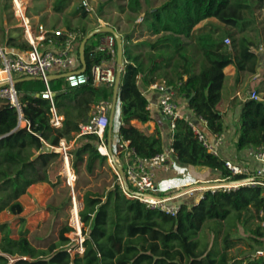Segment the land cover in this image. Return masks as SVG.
Returning <instances> with one entry per match:
<instances>
[{
  "label": "trees",
  "instance_id": "trees-1",
  "mask_svg": "<svg viewBox=\"0 0 264 264\" xmlns=\"http://www.w3.org/2000/svg\"><path fill=\"white\" fill-rule=\"evenodd\" d=\"M69 1L54 0L52 10L62 12ZM147 3L148 0H127L121 6V11L136 15L143 12L142 21L155 38L136 45L147 47L142 53L134 50L129 34L122 36L123 69L115 103L121 118L116 130L118 140L128 141L129 147L142 157H151L165 148L158 130L149 134L132 124L133 120L142 124L153 120L142 85L154 82H164L173 89L175 99L183 98L187 108L206 121L209 134L223 133L224 117L218 106L224 68L233 65L238 74L255 78L242 92L235 147H264V63L257 71L261 43L247 34V30L255 29V11L264 10V0H165L143 11ZM81 14L87 15L84 6ZM212 18L232 30L211 22L199 26ZM67 30L79 32V42L87 33L84 27L67 25ZM106 35L98 33L85 43V74L110 58L106 52L95 50ZM47 38L58 43L64 39L51 32ZM227 38L230 44H226ZM15 40L8 38V45L20 50L31 47ZM79 63L81 68L80 59ZM48 83L54 92V108L62 116L59 127L50 122L49 100L39 95L45 88L41 80L14 83L20 112L7 99L0 98V213L7 211L19 220L16 234L11 223L0 222V264H264L263 257L251 258L249 253L264 246V187L206 190L197 203L181 202L178 213L172 216L127 197L117 174L109 189L101 193L89 189L81 196L82 253H70V239L66 236L72 230L69 224L59 230L56 241L45 248L35 247L28 238L25 218L20 216L24 209L20 197L33 184L51 183L49 172L61 160L55 150L36 154L44 143L57 147L64 139L73 141L67 153L75 174L81 165L88 173L104 165L108 156L98 149V135L75 134L80 125L89 123L93 106L99 102L110 104L113 96V85L96 86L91 78L74 87H69L64 78ZM252 91L258 94L257 99L250 97ZM20 120L25 121L24 126ZM167 123L169 126L168 119ZM170 145L178 165L214 170L222 178L230 175L224 167L225 158L206 152L185 118L175 120ZM240 226L247 234L245 238L236 234ZM240 239L248 248L232 255L230 249ZM8 257L16 259L10 263Z\"/></svg>",
  "mask_w": 264,
  "mask_h": 264
},
{
  "label": "built area",
  "instance_id": "built-area-1",
  "mask_svg": "<svg viewBox=\"0 0 264 264\" xmlns=\"http://www.w3.org/2000/svg\"><path fill=\"white\" fill-rule=\"evenodd\" d=\"M13 11L20 22V26L27 37L30 48L23 53H10L0 46V72L4 77L0 79V98L7 99L11 105L16 107L20 112V104L18 101V93L14 87V79L22 77H41L44 83V90L40 92V96L49 100L51 105L50 122L53 126L61 125L62 116L58 115L53 103L54 92L49 87V80L46 78L49 74L68 73L64 80L69 87H74L85 83L91 78L96 86L114 85L115 74L112 67L106 66L105 62L113 61L116 63L115 39L111 34L105 36L95 50L106 52L110 58L102 61L100 64L92 66L90 74L78 73L79 70V37L80 33L72 30H52L49 31L41 24L38 26V33L34 34L30 20L26 15L23 2L21 0H11ZM83 5L87 6L86 0ZM142 17L139 18V21ZM55 36H63L62 43H58L53 38H47L48 33ZM45 40H47L45 42ZM226 44H230V40L226 39ZM53 46H57L53 50ZM4 83L3 85H1ZM149 89L157 95L156 106L162 116L169 120V129L171 137L175 127V120L183 118L178 113V104L174 97L173 89L164 82H154L150 84ZM251 98H258L255 91L250 93ZM110 104L99 102L93 106L91 118L88 124L80 125L77 135L84 133H95L100 139L99 145L106 146L103 142V132L107 126L108 118L106 117ZM103 117L102 127H99V120ZM196 135L198 141L202 144L206 152L213 156H220L221 146L224 142L223 134H209L206 132V121L195 115L193 118H185ZM25 121L20 120V124ZM66 141L62 139L56 151L62 154L65 167L67 169L68 183L73 186L76 180L75 174L70 170L68 146ZM113 145L117 151L116 155L122 159V162L116 159V162L122 167L127 185L121 183L119 174L116 170L121 188L124 194L133 199H138L150 208H157L174 216L178 213L183 196L192 197L197 195V199L193 201L197 203L203 197L206 190L214 192L215 190L230 191L238 189L242 186H262L264 187V147L250 146L246 151V159L233 160L225 159L224 167L229 171L227 178H220L214 181H206L195 184H168L166 179H161L158 172L170 173L175 167L179 166L174 157V149L171 145L166 146L162 152L151 157L139 156L132 147H129L128 141L116 140ZM116 169V168H115ZM237 176H239L237 179ZM179 200V201H178ZM73 207L70 212L69 225L72 227L75 242L71 248V255L80 254L83 251L84 236L82 235V222L79 217V205L73 198ZM262 215L263 213L260 212ZM264 226V221L261 223ZM71 246V245H69ZM251 258H264V248H259L250 254Z\"/></svg>",
  "mask_w": 264,
  "mask_h": 264
},
{
  "label": "rangeland",
  "instance_id": "rangeland-1",
  "mask_svg": "<svg viewBox=\"0 0 264 264\" xmlns=\"http://www.w3.org/2000/svg\"><path fill=\"white\" fill-rule=\"evenodd\" d=\"M0 1L3 2V4L6 6L4 13H2L3 18L6 21L5 29L8 31L10 29L17 30L19 35V41L29 43L27 37L24 34L23 29L20 26V22L13 11V4L11 0ZM21 1L23 2L26 15L29 17L32 30L35 33L36 29L38 30V26L40 24L49 31L57 29L63 30L64 28L62 27H67V25H71L72 28L84 27L87 30L90 23L95 21L97 23H111L114 24L116 27L128 26V30H130L131 33L133 31L135 32L136 30H138L135 36L134 33H132L131 35L130 41L133 45H137L139 42H141L139 38H141V40H146L143 38V36L147 35L146 25L142 26V23H140L138 28V24L135 22L140 14L136 15L127 10L121 11V6H124L127 0H86L87 6L83 5V0H72L70 7L67 9L69 11L67 12H70L71 14V12L75 10L76 15H70V17H62V20L60 19L59 15H56L54 13L51 14L47 10L46 6H44L46 4H49V0ZM164 1L165 0H148V3L143 5V10H146L149 7L159 6ZM81 6H84L85 10L87 11V15L83 16L81 14ZM35 15H37L36 18H34ZM98 18H100V21L98 20ZM209 20L200 23L199 26H204L208 22H211L215 25H219L222 29L232 30L231 27H226L224 24L218 22L215 18ZM143 23L146 24V22ZM10 25H13V27H9ZM253 26L255 29L247 30V34L251 38L259 40L261 43V48L264 49L263 9L255 11V21ZM2 33L4 32L0 31V35H2ZM7 34L10 35L9 33ZM147 38V40H152L149 36H147ZM144 48V45L136 46V50H142ZM105 65L112 67L114 70V74L116 73L117 63L113 61H107L105 62ZM228 79L229 78L226 77L223 82V87L221 89L222 98L225 97L228 89ZM254 79L255 78H253L252 81H254ZM183 102H185L183 99L177 100L178 104ZM109 111L110 107L106 114L107 118ZM119 121V106L118 104H115L112 119L113 130L111 131V148H113L112 152L116 159L122 162V159L116 155L117 151L113 145V142L118 139L117 132L115 131V129L117 128ZM21 124H23V122ZM66 145L68 146V149L71 148L72 141L67 142ZM105 145L106 146L98 145V149L101 153V147L105 149V152H103V154H106L108 156L107 162L102 166H96L92 173H88L81 165L78 169L79 172L75 174L69 162L70 170L76 176V180L74 181L73 186L68 183L67 169L65 167L64 159L62 157V154L58 151L61 154V160L59 161L60 164L55 165L53 169H51L49 172L52 182H42L33 184L27 189L26 194L21 197V202L23 204L24 209L20 216L25 218V225L28 228V238L35 247L45 248L51 242L57 240L59 230L65 224H69L70 222V212L73 207V198L76 200L80 208V200L84 191L90 189L101 193L109 189L114 184L116 169L111 162L110 156L108 155V144L106 141ZM159 174L160 172H158V175ZM220 178L221 176L217 171L199 167H194L193 169H191L188 166H177L166 176L168 184L171 185L184 183L199 184L206 181H214ZM196 199L197 195H194L192 197L183 196L180 198V201H178L192 202ZM0 222L11 223L14 234H16V230L19 227V220L16 216H13L7 211H3L0 213ZM236 234L240 236V238H245L247 235L244 232L243 227L241 226L238 227ZM66 236H68L70 239L69 245H71V247L74 246L75 242L72 241V239H74L75 236L73 232L67 233ZM247 248L248 246L246 245V241L240 239L236 242V245L232 249H230V253L233 255L239 252L240 250L246 251ZM259 248H264V246L255 247L249 253L251 254ZM15 259L16 257H8L10 263H12Z\"/></svg>",
  "mask_w": 264,
  "mask_h": 264
},
{
  "label": "crops",
  "instance_id": "crops-1",
  "mask_svg": "<svg viewBox=\"0 0 264 264\" xmlns=\"http://www.w3.org/2000/svg\"><path fill=\"white\" fill-rule=\"evenodd\" d=\"M45 1H47V0H45ZM53 1L54 0H49L48 1L49 4L44 5V6H46L47 10L51 14L54 13L56 15H59L61 20H62V17H70V15H76L75 10L73 12H71V14H70V12H67V11H69L67 9L70 7L72 0L69 1L68 5H66V7L63 9V11L60 13H56L52 10ZM5 8H6V6L3 4V2L0 1V31L5 33V35H4V33H2V35H0V46L3 49H6V51L10 52V53H23L25 50H20L18 47L10 46L7 43V39L10 37L16 39L15 43H21V41H19V37H18L19 35H18L17 30H11L10 29L11 31L10 30L8 31L5 29L6 21L3 18V14H2V13H4ZM36 16L37 15H35L34 18H36ZM142 16H143V12L140 13V15L137 17V19L135 21L138 24V26H137L138 28H139L140 23H142V26H145V24L143 23L142 20L139 21V18ZM98 20L100 21V18H98ZM101 25H110V26L114 27L118 31V33L121 34V36H123V34H129L130 39H131L132 33H134V36H135L136 33L138 32V30H136L135 32L133 31L131 33L130 30H128V26L116 27L114 24H111V23H103V22L97 23L95 21L90 23V25L87 29V32L90 31L91 29L98 27V26H101ZM9 27H13V25H10ZM62 28H64L63 30H67L66 26L62 27ZM7 33H9L10 35H8ZM33 33L34 34L38 33V30L36 29V33L35 32H33ZM146 34L147 35L143 36V38L146 40H141V38H139V40L141 42L150 41V40H147L148 39L147 36H149L150 39H152V40L155 38V36L152 35L147 29H146ZM14 35H16V36H14ZM104 38H105V36L100 38V43L103 42ZM141 42H139V43H141ZM52 48H53V50H56L57 46H53ZM134 48H135L134 49L135 51L142 52V53H144L148 50L146 46L142 50H138V49L136 50V45H134ZM258 55L260 56V60H264V49H262L261 47L258 50ZM78 58H79V55H78ZM224 74H225V78L227 77L229 79H228V89H227L226 95L223 98L221 96V102L218 106V109L223 113L224 124H225V130L222 133L224 136V142H223V145L221 146L220 156L225 158V159L229 158V159H233V160H236V159L244 160V159H246V151L245 150H237L235 147L236 117H237V114L239 111L240 101H242L244 99L242 92L249 86L250 82H252V79L254 77H251L247 73L246 74L245 73H239L238 74L233 65H229V66L225 67L224 68ZM53 75H58V74H53ZM3 77H4V74L0 72V79H2ZM149 86H150V84L149 85H142L143 93L145 94V96L149 100L148 109L152 113L153 120L150 121L149 123H146V124H142L141 122H139L137 120H133L132 124L135 127L139 128V129H141V130H143L149 134L153 133L155 130H158L162 134V137H163V140L165 143V147H166V146L170 145V143L172 141L171 131L169 129L167 119L164 116H162L157 109V106H156L157 95L154 91L149 89ZM179 99H183V98H181V97L177 98L176 102ZM178 113L183 118H193L194 117V113L192 112V110L187 108L186 101L178 104ZM120 122H121V118H120L119 123ZM119 123H118V125H119ZM21 125L23 126V124H21ZM116 130H117V128L115 129V131ZM75 136H78V135L75 134ZM72 146H73V141H72ZM53 150H55L54 147H53ZM179 166H188V165H179ZM188 167H190L191 169L194 168L192 166H188ZM168 174L169 173L165 174L163 172H160L159 177L161 179H166V176ZM24 195H22V196H24ZM21 197H20V201H21Z\"/></svg>",
  "mask_w": 264,
  "mask_h": 264
},
{
  "label": "water",
  "instance_id": "water-1",
  "mask_svg": "<svg viewBox=\"0 0 264 264\" xmlns=\"http://www.w3.org/2000/svg\"><path fill=\"white\" fill-rule=\"evenodd\" d=\"M98 33H108L111 34L114 39H115V44H116V63H117V70H116V74H115V82L113 85V96H112V100H111V104H110V111L108 114V122H107V150H108V155L110 156L111 162L113 164V166L116 168L121 183L124 185H127L125 176H124V172L122 167L116 162L113 154H112V148H111V131H112V119H113V114H114V108H115V103H116V96H117V90H118V85H119V81H120V75H121V71L123 69V40H122V36L121 34L118 33V31L110 26V25H101L98 27H95L93 29H91L90 31H88L86 33V35L83 37V39L80 41L79 43V59L81 62V68L79 70H77L78 73H84L85 72V68H86V64H85V59H84V49H85V43L87 42V40H89L91 37L95 36ZM264 63V60H260L258 66H257V71H260L262 64ZM68 73H61L58 75H53V74H49L47 75V79L48 80H52V79H56V78H64ZM31 79H38V80H42L41 77H22V78H16L14 79V83H16L17 81H23V80H31ZM4 83H2L1 85H3ZM53 150V147L44 143L42 148L38 151V154L40 153H48L51 152ZM35 155V156H36Z\"/></svg>",
  "mask_w": 264,
  "mask_h": 264
},
{
  "label": "bare ground",
  "instance_id": "bare-ground-1",
  "mask_svg": "<svg viewBox=\"0 0 264 264\" xmlns=\"http://www.w3.org/2000/svg\"><path fill=\"white\" fill-rule=\"evenodd\" d=\"M103 122H104V119H103V117H101L100 120H99V127L100 128L102 127ZM101 150H102V153L105 152V149L103 147H101Z\"/></svg>",
  "mask_w": 264,
  "mask_h": 264
}]
</instances>
